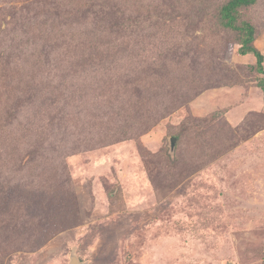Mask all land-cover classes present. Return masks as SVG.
I'll list each match as a JSON object with an SVG mask.
<instances>
[{
	"label": "rangeland",
	"instance_id": "rangeland-1",
	"mask_svg": "<svg viewBox=\"0 0 264 264\" xmlns=\"http://www.w3.org/2000/svg\"><path fill=\"white\" fill-rule=\"evenodd\" d=\"M229 1L0 0V264H264V76ZM239 20L264 57V0ZM83 34L106 94L67 105Z\"/></svg>",
	"mask_w": 264,
	"mask_h": 264
},
{
	"label": "trees",
	"instance_id": "trees-1",
	"mask_svg": "<svg viewBox=\"0 0 264 264\" xmlns=\"http://www.w3.org/2000/svg\"><path fill=\"white\" fill-rule=\"evenodd\" d=\"M256 2L257 0H230L226 5L222 7L221 17H222V21L224 22L223 26L225 28H228L232 31H237L242 34V35H239L240 43H237L240 46L239 53L243 56L254 55L257 58V63L255 64L256 66L253 65L252 67H250V69L251 70L253 69L254 74L259 73L264 76V57L260 52H258L257 48L253 45L254 39H255L254 35L256 33V30L254 26L252 25V22L239 20L241 12H243V10H245L246 8H250L253 5H255ZM55 25L56 26H52V30H53L52 32L54 34L53 36H58V38L63 39V37L67 36L69 31L71 32L70 26H68L67 29L66 28L62 29L60 27V24H55ZM91 37L92 36L84 38V34H83L82 36H79L78 38L79 40H77L76 43H73L74 45L72 44L73 46L71 48L68 47L66 49V53L68 57L67 64H70L68 68H72L70 72V76L69 77L67 76V79H64L62 82L57 81V84L55 81L57 77H54L53 85L49 86V88L53 90H58V88H64V89H61V91L63 93V91L65 90V95L67 97V102L65 104L67 105L70 104V101H68L70 99V96L68 93L71 87H73L76 92V95L74 96L80 95V99L87 98L90 100V99L96 98L97 96L98 98H100L106 94V92H103V90L105 87V83H107V78L99 79V81L97 82L98 87H93V84L91 83V76L88 74L89 67H87L86 64L90 65L91 60L88 57L84 58L85 51L83 49L84 47L81 42L85 41L87 44H90V42H88V39L89 41H91L92 40ZM89 48L93 50L98 49L97 47H94V46H90ZM31 60L33 61V58H31ZM96 62L97 61H93L91 66L95 65ZM33 68H34V65H33ZM31 73H34V71H31ZM30 78L34 80V77H30ZM96 78H98V75H96ZM261 88L264 92V82H262ZM62 93L60 92L58 96L62 95ZM132 95H134V93H132ZM109 98H112V97H109ZM48 100L52 101V103H55V100L51 98L50 99L48 98ZM111 102H112V99L108 101V103H111ZM126 105H129V107H133L134 102L133 101L127 102ZM85 107H87V105H85ZM38 120H39L37 123L38 126H42V127L48 126V124L46 125V123H43V120H41V118H38ZM136 125H139V120H137V122L135 123V126ZM123 132H124L123 136L128 137V138L131 137L133 134V131H130L129 129L124 130ZM123 139H126V138H123Z\"/></svg>",
	"mask_w": 264,
	"mask_h": 264
},
{
	"label": "water",
	"instance_id": "water-1",
	"mask_svg": "<svg viewBox=\"0 0 264 264\" xmlns=\"http://www.w3.org/2000/svg\"><path fill=\"white\" fill-rule=\"evenodd\" d=\"M175 143H176V139L173 138V139H172V144H171V145H172V149H174V147H175ZM71 264H81V262H80L79 260H77L76 257H72Z\"/></svg>",
	"mask_w": 264,
	"mask_h": 264
}]
</instances>
